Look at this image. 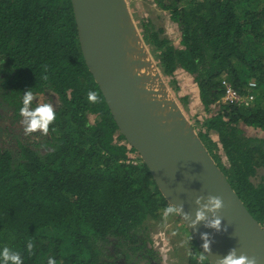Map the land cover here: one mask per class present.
<instances>
[{"label": "trees", "instance_id": "trees-1", "mask_svg": "<svg viewBox=\"0 0 264 264\" xmlns=\"http://www.w3.org/2000/svg\"><path fill=\"white\" fill-rule=\"evenodd\" d=\"M152 2L179 44L148 21L141 40L174 93L176 72L192 78L191 128L264 228V0ZM170 210L86 67L71 1L0 0V264L159 263L145 226ZM190 239L187 264H210Z\"/></svg>", "mask_w": 264, "mask_h": 264}, {"label": "water", "instance_id": "water-1", "mask_svg": "<svg viewBox=\"0 0 264 264\" xmlns=\"http://www.w3.org/2000/svg\"><path fill=\"white\" fill-rule=\"evenodd\" d=\"M70 1L82 57L120 134L146 165L160 193L174 208L200 251L210 264H254L250 246L255 242L243 238V222L247 219L257 230V244L263 249L264 228L232 190L189 120L169 100L163 78L141 40L127 1ZM130 32L165 97L194 138L199 153L180 135L178 122L169 120L166 128L159 126V118L151 110L154 105L140 98V87L124 61V37Z\"/></svg>", "mask_w": 264, "mask_h": 264}, {"label": "rangeland", "instance_id": "rangeland-1", "mask_svg": "<svg viewBox=\"0 0 264 264\" xmlns=\"http://www.w3.org/2000/svg\"><path fill=\"white\" fill-rule=\"evenodd\" d=\"M126 1L129 12L139 33L142 29L141 21L145 23L148 21L155 30L162 29L164 35L173 42L174 46H178V33L174 25L170 22L167 12L159 10L153 4L152 0ZM133 58L136 60V55H134ZM138 65H145L144 72H146L147 61L144 56L143 62ZM174 77L179 87L177 93H174L170 88L169 79H162L168 95L171 98L169 99L168 97V99L174 102L176 108L182 113L185 119L189 120V118L193 119V117L198 116V120H200V115L204 114V112L198 100L197 87L193 83L192 78L181 71L176 72ZM182 97H186V110L179 101ZM57 101L56 98H50L46 101V105L51 108ZM189 122L191 123L190 120ZM246 132L251 136H262L257 131L247 130ZM261 176L262 173L259 172L257 178H261ZM145 227L153 247L158 252L160 258L159 264H187L188 256H190L191 253L194 255L197 253L195 250H192L190 245L191 236L187 228L181 222L176 211L170 210L167 213H163L160 222L147 221Z\"/></svg>", "mask_w": 264, "mask_h": 264}, {"label": "bare ground", "instance_id": "bare-ground-1", "mask_svg": "<svg viewBox=\"0 0 264 264\" xmlns=\"http://www.w3.org/2000/svg\"><path fill=\"white\" fill-rule=\"evenodd\" d=\"M123 50L125 52V64L128 66L133 80L140 87V98H142L145 102L147 100H150V102L154 105V110L151 106L150 107L153 114L159 118V126L166 128L169 120L173 123L178 122L176 127L178 128L180 135L184 138H187L189 146L195 153H199V147L196 146L194 138H191L188 133L187 127L182 124L178 114H176V111L173 110V106L169 103L170 101L165 97V94L160 88L157 79L154 76L153 70L148 62L146 66V72H144L145 65H138L143 62L144 55L142 56V51L138 46V42L132 32L125 35ZM134 55H136V60L133 58ZM145 60L147 61L146 58ZM242 236L247 240L250 239L251 243L255 242L250 246V252L253 255L252 261L254 262V264H264V249L257 244L259 243V233L247 219H245V221L243 222Z\"/></svg>", "mask_w": 264, "mask_h": 264}, {"label": "built area", "instance_id": "built-area-1", "mask_svg": "<svg viewBox=\"0 0 264 264\" xmlns=\"http://www.w3.org/2000/svg\"><path fill=\"white\" fill-rule=\"evenodd\" d=\"M223 85L226 86V92H225V96L223 98V101H230V102L241 101L239 96L233 90H231L229 87H227V83L223 82ZM251 85L254 86L253 84H251ZM247 99H248V101L246 102V104H248L249 102H251L253 100V96H249Z\"/></svg>", "mask_w": 264, "mask_h": 264}, {"label": "flooded vegetation", "instance_id": "flooded-vegetation-1", "mask_svg": "<svg viewBox=\"0 0 264 264\" xmlns=\"http://www.w3.org/2000/svg\"><path fill=\"white\" fill-rule=\"evenodd\" d=\"M152 264H159L158 262H152Z\"/></svg>", "mask_w": 264, "mask_h": 264}]
</instances>
